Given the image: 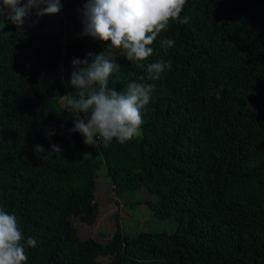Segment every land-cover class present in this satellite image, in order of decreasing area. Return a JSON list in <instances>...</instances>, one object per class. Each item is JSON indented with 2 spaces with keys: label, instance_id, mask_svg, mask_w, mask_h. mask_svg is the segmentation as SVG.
Here are the masks:
<instances>
[{
  "label": "trees",
  "instance_id": "16d2710c",
  "mask_svg": "<svg viewBox=\"0 0 264 264\" xmlns=\"http://www.w3.org/2000/svg\"><path fill=\"white\" fill-rule=\"evenodd\" d=\"M82 1L61 0L63 24ZM181 16L143 67L104 51L121 66L117 90L172 60L140 135L107 146L70 132L65 111L71 61L103 51L99 41H54L52 15L19 28L0 18V208L37 241L29 264H264V0H187ZM161 38L175 46L165 52ZM53 143L61 153L39 159L34 146ZM101 176L117 194L148 187L149 207L177 229L129 235L117 216L107 239L86 233L102 212Z\"/></svg>",
  "mask_w": 264,
  "mask_h": 264
},
{
  "label": "clouds",
  "instance_id": "9594fccd",
  "mask_svg": "<svg viewBox=\"0 0 264 264\" xmlns=\"http://www.w3.org/2000/svg\"><path fill=\"white\" fill-rule=\"evenodd\" d=\"M186 4L187 0H86L78 9L83 26L80 35L105 42L106 48L123 52L128 61L143 67L163 32L174 23L189 22V17L181 16ZM62 8L61 0H0V18L19 28L34 15L31 26H35L40 17L59 14ZM159 42L165 52L175 46L172 38ZM71 66L66 85H71L76 95L65 106L73 118L74 127L69 131L80 133L85 144L107 146L114 140L123 144L140 135L143 111L156 88L153 82L171 70L172 60L148 63L146 76L128 82L123 90L110 87L112 74L121 66L104 50L89 52L83 59L73 58ZM215 95L220 98L219 91ZM34 151L46 160L62 149L53 143L51 151H46L37 144ZM35 247L37 241L24 235L16 215L0 208V264H29L27 249Z\"/></svg>",
  "mask_w": 264,
  "mask_h": 264
},
{
  "label": "rangeland",
  "instance_id": "374dc122",
  "mask_svg": "<svg viewBox=\"0 0 264 264\" xmlns=\"http://www.w3.org/2000/svg\"><path fill=\"white\" fill-rule=\"evenodd\" d=\"M81 5L76 8L77 16L74 19L67 20L64 24L61 21V15H52L53 22L49 28L50 33L54 36V41L67 44L74 39L93 40L90 36H81L83 30L81 14L78 9H81L86 2L82 1ZM97 41V40H93ZM102 49L107 52H116L110 48H106L107 44L99 41ZM102 172L105 173L103 170ZM102 177V176H101ZM103 182L100 183V189L103 190L99 194V202L102 212L98 222L92 227H85L86 233L90 235H100L101 239H107L114 232L116 227V218L119 216L122 229L125 234L136 235L141 231H175L177 222L173 218L162 219L157 217L153 210L149 207L148 201L157 200L158 195L150 192L148 187L126 191L122 194H117L113 187L107 186L106 178L102 177ZM107 184V185H106Z\"/></svg>",
  "mask_w": 264,
  "mask_h": 264
}]
</instances>
